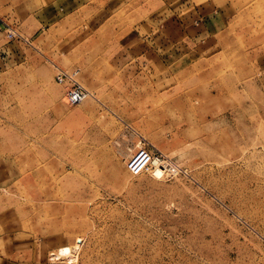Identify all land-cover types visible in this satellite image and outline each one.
<instances>
[{
	"label": "rangeland",
	"instance_id": "obj_1",
	"mask_svg": "<svg viewBox=\"0 0 264 264\" xmlns=\"http://www.w3.org/2000/svg\"><path fill=\"white\" fill-rule=\"evenodd\" d=\"M218 3L233 8L216 28L205 23L186 46L154 43L120 71L108 56L137 42L68 44L65 57L64 44L49 54L26 45L29 57L10 62L0 76V247L13 264H264V0ZM3 22L19 50L22 29ZM132 23L115 34L125 39ZM210 39L200 58L189 54ZM57 67L77 72L83 102L64 99ZM96 110L105 149L93 151V133L71 138L68 153V125L71 137L96 129ZM139 150L168 175L132 174ZM63 246L73 262L54 258Z\"/></svg>",
	"mask_w": 264,
	"mask_h": 264
},
{
	"label": "crops",
	"instance_id": "obj_2",
	"mask_svg": "<svg viewBox=\"0 0 264 264\" xmlns=\"http://www.w3.org/2000/svg\"><path fill=\"white\" fill-rule=\"evenodd\" d=\"M217 1L220 0H0V20H7L17 30L22 29L19 31L24 39L19 43L21 47H18L19 50L14 45H7L0 28V76L11 61L18 62L29 57L31 52L25 48L26 45H31L32 53L39 50V54L44 51L49 54L56 44H64L67 46L62 48L65 53L61 52V56L65 57L68 56V44L124 45L129 41L137 42L130 48L119 47L115 53L108 56L107 65L111 70H123L148 56L154 43L168 47L186 46L188 44L186 41H191L188 37L196 38L201 35L199 30L205 23L208 22L209 26L216 28L220 25L218 19L221 13L233 8L232 3L217 4ZM9 3L14 5L17 11L15 19L9 14L12 12L7 14L5 5ZM127 19L133 20L132 25L129 24L127 27L135 31L121 39L115 32L120 28L121 20ZM30 27L32 30L24 31ZM92 28L103 29L104 33L92 36L89 33ZM211 34L215 36L216 30ZM209 41L210 45L206 47L200 45L203 41H198L194 48L188 47L189 54L200 58L203 48L208 49L207 51L213 48L211 44L214 41L211 39L205 44ZM102 114L103 111H94L90 127L94 125V119L99 123V115ZM100 122L96 129H88L90 122L86 123V128L79 131V136L75 137H71L73 129L69 131V128L74 126L68 125V153L77 150L71 138L83 140L87 134L93 133H96L94 139L97 142L93 151L105 149L106 143L100 135L104 131V122L102 119ZM83 149L90 148L80 147V151ZM3 250L0 247V264H13L11 254L6 256Z\"/></svg>",
	"mask_w": 264,
	"mask_h": 264
},
{
	"label": "built area",
	"instance_id": "obj_3",
	"mask_svg": "<svg viewBox=\"0 0 264 264\" xmlns=\"http://www.w3.org/2000/svg\"><path fill=\"white\" fill-rule=\"evenodd\" d=\"M0 27L7 33L9 39L18 37L19 34L10 28L5 22L0 20ZM56 81L64 86V94L68 102L75 104L88 96L87 91L75 80L74 76L64 71H59ZM159 158L153 156L146 150H139L127 162V168L132 174H139L149 170L153 165V159Z\"/></svg>",
	"mask_w": 264,
	"mask_h": 264
},
{
	"label": "bare ground",
	"instance_id": "obj_4",
	"mask_svg": "<svg viewBox=\"0 0 264 264\" xmlns=\"http://www.w3.org/2000/svg\"><path fill=\"white\" fill-rule=\"evenodd\" d=\"M16 32V31H15ZM17 33V32H16ZM17 35H18V33H17ZM6 36H7V33H6ZM19 37V36H18ZM8 38V37H7ZM15 38H17V37H15ZM9 39V38H8ZM14 39V38H13ZM9 40H11V39H9ZM57 69V73H56V75H55V81H56V78H57V76L59 75V71H64L65 73H69V74H71L72 76H74V78H75V76H77V72H75V71H73V72H69V71H67L66 69H62V68H60V67H57L56 68ZM75 80L81 85V83H80V81H78L76 78H75ZM56 83H58L57 81H56ZM59 84V83H58ZM59 85H61V84H59ZM61 87L64 89V86L63 85H61ZM81 87L83 88V89H85L82 85H81ZM85 91H87L86 89H85ZM63 97H64V99L67 101V99H66V97H65V94H64V92H63ZM85 99V98H84ZM83 99V100H84ZM83 100H81L80 102H78V103H75V104H72V103H70V102H68L71 106L72 105H78V104H80L81 102H83ZM153 165H154V167H153V169L151 170L152 171V174L156 177V178H163V177H165L166 175H168L167 173L169 172V171H167V169H166V167H165V165L164 164H166V162H162V161H160L158 158H155V159H153ZM170 171H175V169H173V170H170ZM141 173H143V172H141ZM141 173H139V174H141ZM80 243H81V240L80 239H78V240H76V246L74 247V249H78L79 248V246H80ZM54 258L56 259V260H58V259H66V260H69L70 262H73L74 260H75V255H73L72 254V248H70V247H68V246H63V247H61V248H59L58 249V251H57V253L56 254H54Z\"/></svg>",
	"mask_w": 264,
	"mask_h": 264
}]
</instances>
